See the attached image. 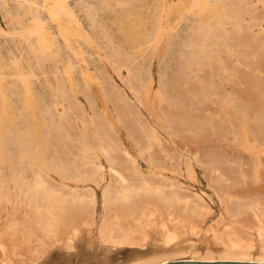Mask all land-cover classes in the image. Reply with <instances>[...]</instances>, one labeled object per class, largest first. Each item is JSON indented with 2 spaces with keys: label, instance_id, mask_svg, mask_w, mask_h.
I'll list each match as a JSON object with an SVG mask.
<instances>
[{
  "label": "bare ground",
  "instance_id": "6f19581e",
  "mask_svg": "<svg viewBox=\"0 0 264 264\" xmlns=\"http://www.w3.org/2000/svg\"><path fill=\"white\" fill-rule=\"evenodd\" d=\"M25 1L26 3L16 1L14 4L16 5L17 2L18 4L15 6L14 4H10L8 0H0V8H7L6 17L10 14L12 18L24 16L26 17V21L30 24H22L19 20L11 21L13 29H20L21 31L19 32L20 37L22 38L21 44L18 43V40H20L19 37H12V41L14 45H16V48L21 46V50L20 53L17 51L19 54L15 52L17 55L16 60L12 63H6L2 60L0 54V68L12 65L14 69L20 70L22 72L20 83H22L24 87L29 88V95L31 97H33L34 94L39 96L38 91L37 93H33V91L30 90L32 83L31 75L33 71L41 69L43 73H46V69L50 68L51 72H56V70L52 69L58 68L57 64H52L54 62L53 59L57 63L60 60L58 56V51L60 53V44H58L54 34L65 36V44L72 52L67 58L68 61L65 63V70L72 72L76 67L74 61H72L73 57H84L86 49L83 45L84 43L91 44L92 40L95 41L94 37H96V41L98 38L103 40L104 43L111 45L104 46L100 43V48L108 51H111L112 49V51H114L113 57H121V51H125L124 49H127L132 53L134 52V54L139 53L142 49L141 41L145 36H148L149 34L151 35V33H158L160 30L159 22L157 26L153 25L150 27V20H160L162 18V12L164 11L163 0H74L73 2L71 0ZM189 1L188 11L195 10L202 4L201 0ZM236 1L238 2L239 0L228 1L229 5H231L232 2V5L235 6L231 7L227 4V0V3H225V0H213V3L215 2L214 6L221 5H219L217 10L211 15L208 14V12L201 11L200 14L202 15L198 17V21L196 19L197 22L195 21L196 23L194 22L195 25L193 23L192 27L198 32H204L202 30L205 25L211 29V33L215 31L212 29H218L219 31L224 30L225 24H222V21L227 14L229 15V12L222 4L229 6V10L230 7L233 8L234 10L231 12L234 13V11L236 12V10H238L235 9L236 6L240 4L238 6L240 7L242 5L241 0L235 5ZM245 1L247 0H242L243 3ZM46 2H49L48 5H50L51 2V6L47 7L48 13L54 18H56V15L60 16V18H56L59 20L57 25H49L47 28L42 26L43 24H46L47 18L45 19V15L38 8L40 5L45 6ZM246 5L248 6L249 4L246 2ZM117 6H122V8L114 13ZM168 6L171 7V5ZM251 6L247 8H251ZM146 7L150 10L149 12H146V9L144 10L145 12L142 10ZM244 7L245 6L242 5L243 9ZM103 10L106 14L109 12V14L112 15V21H109L111 17L108 19L107 17H104L103 19L98 17V14H101V11ZM239 10L242 12L241 7ZM252 11L254 12L253 6ZM79 13H82V15L80 14L81 18H86L89 22L90 28H87L83 24L87 31H84L85 29L79 22H83V20H80L79 18ZM173 13H176V11L169 9L171 20L174 17ZM187 14L196 16V14H193L192 12ZM235 14L236 13H234V16ZM237 16H239V14H236L235 17ZM178 17H184V19L187 18L188 20L190 19V16H187L185 12H180ZM229 17L227 18L229 19ZM213 19H215V21ZM212 21H214V25L211 23ZM225 21L226 20L223 22L225 23ZM236 23H234L236 27H242L240 21H238L239 26H237ZM112 24L118 26L116 30L119 31L118 35H120L119 37L121 40L124 43L127 42L125 45L126 47H121L115 44V40L113 39V29L111 28L113 27L111 26ZM187 24L189 25V23ZM17 25H21V27L18 28ZM54 27L55 30L53 31ZM73 30L76 33L75 35L80 37L79 42H76L75 39L65 35ZM200 34L202 33H198V35ZM251 35H248L251 37L250 40L248 36H246L248 37L247 39L245 37L241 38H245L246 41L249 40V45L247 44L246 46H251L253 50L256 48V42H254V44L252 41H255L253 39L258 36L252 33ZM195 36L200 37L197 35ZM203 37L200 40L204 41L203 39L205 38ZM228 38L231 40L233 39L231 38V35H229ZM236 38L239 39L240 37ZM235 41L236 40H234V42ZM256 41L258 44V40ZM237 43L241 44L242 41L241 43L240 41ZM193 44V40H191V49ZM226 45L229 46V44L225 43V46ZM229 49L231 51V48ZM205 52L206 51L204 50V53ZM22 54H25V59H18V56ZM190 56L191 57H189L188 54L184 55V64L182 67L185 65H191L190 58H192V55ZM64 60L66 59L62 58L61 61ZM255 60L253 59L252 63H255ZM124 61H127V59H124ZM124 61L121 57L119 58V61H116L118 64L114 65H124L126 63H124ZM259 61L261 60L259 59ZM46 62L51 64L48 65ZM113 63L115 62L113 61ZM252 63L250 62L251 65H253ZM190 68L191 66L187 71H189ZM184 71H186V69ZM139 73L138 75L141 78ZM183 73L188 75L187 72ZM233 76L236 78V73H234ZM139 77L137 78L140 79ZM197 77L198 78L195 81L193 80V83L195 82L196 87H198L197 89H199V86L204 90L206 89V94L202 93L203 96L201 98H203V100L209 98L208 96L211 95V90L209 89V82L207 83L206 80L207 77ZM181 79H183V76L179 73L177 76L167 77L163 80V85L167 86L170 84L174 90L176 88L180 89L184 86L185 90L188 85L182 86L183 80ZM56 81L59 85L64 84L61 77H58ZM251 82L255 83L251 84ZM249 83L254 86V84L258 85L259 81L252 79ZM250 84L238 86L236 93H233L234 96L232 93L230 95L234 100H232L230 96L229 98L231 101H234V103L237 99L241 100L242 98L249 102L254 100V102H250L253 103V105L251 104L252 107L249 105L250 108L253 111L257 109L258 112L259 109H261L262 113H264V92L261 90L260 86L254 90V87ZM141 87V85L137 88L135 87L134 91L136 94H141ZM190 89L193 90L194 88ZM259 89L260 92H258ZM9 91V88L5 89L4 78L0 74V264H41L46 259L53 260L56 257L75 250H80L85 256L90 257H103L115 254L117 261L110 264H166L178 261L180 258H184V255L187 254L195 255L194 259H183L184 261H237L264 263V202L252 198H250L251 202H243L244 200L237 199L239 193L242 191V193H247L249 191V189H245L250 183L248 180L249 175L246 171L241 170V167L235 166H227V168H223L221 164L217 166L218 163H214L215 166L212 165V167L214 166L213 168L210 166L212 169L208 172H211L213 175L211 176L213 178V183H216V187L222 192H226L223 201L226 203L231 215L238 219H234V221L229 223L220 222L217 226H212V228L208 230V232L212 233V240L206 245L200 244L199 246H196L193 241H196L195 236L201 232L202 220L207 213V209L204 203L201 202V199L198 200L183 195L181 192L173 188V183H171L172 189L166 190L163 188L162 184L137 177L140 174L139 172L137 174V171L128 176L124 174L122 170L119 171L115 169L118 164H121L120 147L98 122H95V133L93 137L99 142V148L110 161L117 178L115 183L110 187H107L104 192L106 214L100 230L99 244L91 241L85 242V236L81 235V223L85 222L86 224H90L93 222L92 211L94 205V192L91 189L88 193H84L83 190L82 192L78 190V188H74L75 190L73 188L67 190V186L58 187L59 185L53 184L55 182H51L53 180L50 179L48 170H54L66 179L79 180V178H82L96 180L99 177L97 164L95 162L89 163L90 161L86 158L87 151L84 149L76 150L77 146L79 148V143L86 145L85 141L80 134L79 138H77L71 133L73 125L68 114L62 115L59 120H54L56 118L55 115L53 118V114H51L52 112L48 104L49 102L46 104L44 103L43 106L45 105L50 118H53H51V121L57 122H51L49 125V118V121L41 126L40 123L34 124L28 119V121L24 122L25 125L27 122L28 126L26 125L23 132L21 131L22 133L17 137L14 133L13 126L17 124L18 118L15 117V105L12 103L10 95H8ZM54 91L55 93L53 92V95L57 99H62L67 94L61 86H58ZM185 93H187L186 95H188V93L189 95L191 94L192 97L195 95L193 91H187ZM185 93L182 92L181 95H185ZM121 95L122 93L115 96V107L118 111L119 117L127 124L142 150L152 154L154 148L152 147L154 145L152 142L154 141V137L151 136L149 126L141 119L142 117L138 110L135 111V107L131 106V103L128 104L125 102L127 100L123 101ZM205 95L207 96L205 97ZM188 96L186 97L187 100ZM218 97L222 96L218 95ZM200 100L202 101V99ZM246 101L244 102L247 103L248 101ZM186 105L190 106L192 104L188 103ZM131 107L134 108L132 109ZM192 107L190 106L191 113L195 111V108H199L194 107L193 109ZM178 108L176 110H178ZM246 109L247 111L249 109L247 105L245 106V111ZM251 109H249L251 115L246 111L243 116L245 118V114H249L247 116L248 118L246 117L249 123H243L241 119H237L240 114L236 117L237 121L239 120V125L241 122L243 123L240 127V134L239 131L237 132L236 130V132L239 136L238 138H245H242V144L244 147L241 145V139L237 140L240 142L239 144L245 150L254 152V149H257V145H253L248 141L249 134H251L252 129L255 141L264 142V123L262 122L264 121V117L262 116L264 114L259 112L261 115L258 114L257 116L256 112H252ZM184 110V112H188L189 109L185 107ZM169 111L170 113H166V116L171 122V127L176 128L183 124L187 125V129L189 128L188 130L191 132L193 131V133L189 132L192 135V138L196 141V144L201 147L202 145L200 143L202 140L199 136L206 135L210 132L208 131L209 127L206 124L205 119L199 118L198 115L197 117L199 119H196L193 114L189 116L188 114L190 112L185 116V113H181L183 112L182 109L181 111L180 109L175 111V113H172L173 109H170ZM239 111L243 112L244 110ZM166 112H168V110ZM252 113L256 114V117L252 115ZM22 114H25V111H23ZM249 116L252 117L251 120ZM260 116L263 117V119ZM254 117L256 119H253ZM48 129L53 133L58 131L56 133L58 150L56 151L61 157H58L56 163H52V161L48 162V160L46 161V158L48 159V156L46 157L48 152L46 151L47 147L45 146L46 135L47 132H49ZM41 132H44L42 145L35 143L34 140L35 137H39ZM215 133L213 135H215ZM219 133L217 132V137L221 136ZM208 135L211 134L209 133ZM219 140L215 142H218ZM14 141L21 145V152L19 150V152H17L16 150L14 151L11 149V145L14 143L16 144ZM216 148L218 151H222L221 147L220 150L219 147ZM89 150H91V148ZM221 151L218 152V156L220 153L225 152ZM213 153L216 155V152ZM213 153H209L208 155L213 156ZM219 157L222 158V155ZM215 158L216 160L213 159L214 161L220 159H217V156H215ZM154 161L156 162V160ZM211 163H213V161ZM122 168L124 169L123 166ZM240 178H245L244 183L243 181L239 182L241 180ZM261 179V169L260 167H257L254 171V182L259 183ZM225 184L228 186L227 188H224L226 187L224 186ZM236 200L239 203H237ZM230 207L232 210H230ZM246 229L254 231L255 233H251ZM255 235L257 238H254Z\"/></svg>",
  "mask_w": 264,
  "mask_h": 264
},
{
  "label": "rangeland",
  "instance_id": "374dc122",
  "mask_svg": "<svg viewBox=\"0 0 264 264\" xmlns=\"http://www.w3.org/2000/svg\"><path fill=\"white\" fill-rule=\"evenodd\" d=\"M8 1L10 4H14L16 1L26 3L25 0ZM71 1L73 2L74 0ZM228 1L230 2V0H227V2ZM201 2L202 4L198 8L188 11V5L190 3L189 0H163L164 11L162 12V18L160 20L157 19L158 21H153L151 19L149 22L150 27L153 25L157 26L159 22V32L151 33V35L149 34L148 36H145V38L141 41L142 49L139 53L134 54V52L132 53L127 49H124L125 51H121L122 60L124 61V59H127V61H124V63L126 62L125 64L127 65H114L118 64L116 61H119V58L121 57H113L114 51H112V49L111 51L101 49L100 43H102L104 46L111 45L104 43L103 40L98 38L96 41V37H94L95 41L92 40L91 44L84 43L83 46L86 49L84 57H73L72 55V61H74L76 66L74 70L72 72L65 70V63L68 61L67 58L72 52L65 44V36L54 34L58 44H60L59 50L61 53L60 54L58 51V56L60 59L58 62L59 64L53 59L54 62L52 64L58 65V68L52 69L56 70V72H51L50 68L46 69V73H43L41 69H36L31 75L32 83L30 90H32L33 93H37L38 91L39 96L34 94L33 97H31L29 95V88L24 87L22 83H20V76L22 74L20 70L14 69L12 65L0 68V74L4 78V87L5 89H10L8 95H10L11 101L15 105V117H17L18 120L17 124L13 127L14 133L17 137L23 132V129L26 127V125L28 126L27 122L26 125L24 123L25 121H28V119H30V121L34 124L40 123L41 126L49 120V125L51 122H54L51 121L52 117L50 118L45 105L43 106L44 103L46 104L49 102L48 104L52 112L51 114H53V118L54 115L56 118L54 120H59L62 115L68 114L73 125L71 133L77 138H79L80 134L85 141L86 145L79 143V148L77 146L76 150L84 149L87 151L86 158L88 161H90L89 163L95 162L97 164L99 177L96 180L82 178H79V180L66 179L60 176L56 171L48 170L50 179L53 180L50 181L55 182L53 184L59 185L58 187L67 186V190L71 188H78L80 191L83 190L84 193H88V191L91 189L94 192V205L92 211L93 222L90 224H86L85 222L81 223V235L85 236V242L91 241L99 244L100 230L106 214L104 192L107 187H110L115 183L117 178L110 161L100 150L99 142L93 137L95 133V122H98L112 136V138L120 147L121 164H118L115 169L119 171L122 170V172L128 176L137 171V174L138 172L140 173L137 177L141 179L145 178L158 184H162L163 188L166 190H171V183H173V188L181 192L183 195L196 198L198 200L201 199V202L204 203L207 209V213L205 214V218L202 220V230L199 232V234H197V236H195L196 241H193L196 246H199L200 244L206 245L212 240V233L208 232L212 226H217L220 222L229 223L234 221V219H238L237 217L235 218L231 215L226 203L223 201V197L226 195V192H222L216 187L217 184L213 183L212 181L213 178L211 176L213 175L211 172H208L215 166V164L218 163L217 166L221 164L223 168H227V166L241 167V170H244L248 173V180L250 183L245 189H249V191L247 193H242V191L239 193L237 199L244 200L243 202H251L250 198H252L257 201L264 202V142H256L254 139L255 136L253 135V131L251 129L252 135L249 134L248 141L253 145H257V149H254V152H249L243 148L244 146L242 144V138L244 137L238 138L239 136L237 135L238 131L240 134L241 125L244 122L249 123L246 117L249 114L251 115V113H249V109H251L250 106L251 104L253 105V103L250 102H254V100L250 102L247 100V102L242 98V102V99L240 98L241 100L237 99L235 103L234 101L230 100V98L234 100L230 95L231 93H236L238 86L243 84L249 85V82L252 81V79L259 81L258 85L254 84V86L251 84L255 82H251L250 85L254 87V90L260 86L261 90L264 92V1L247 0L243 3L241 0V4L245 7L243 9L242 5L240 6L242 10L241 12L239 10L240 7H238L240 4L236 6L235 9L238 10H236V12L234 11V13L239 14L237 18L235 17L236 14L234 16V13L231 12L234 10L231 7L235 6L232 5V2L231 5H229V2L227 3L225 0V3L231 6L229 10V6L222 4L229 12V15L227 14L228 12L226 13L227 16L225 18L229 16L231 17H229V19H225L223 17L224 20H226L225 23L223 22L224 20L222 21V24H225L224 30L219 31L218 29H212L215 30L212 33L210 31L211 29H209L207 25H205L204 29L202 30L205 33L196 31V29H194L192 26L196 19L198 21V17L202 15L200 14L201 11L208 12V14L211 15L221 4L218 3V6L216 4V6H214L215 2L213 3V0H201ZM238 2L236 1L235 5ZM246 2L250 6H253L254 12L252 11V6L251 8H247L250 6H247ZM48 3L49 2H46L45 6H38L39 10L45 15V19L47 18L46 24L42 25L46 28L49 25H57L59 20L56 18H60L58 15H56V18H54L50 13H48L47 7L51 6V2L50 5H48ZM168 5H171V7ZM120 8H122V6H117L114 10V13ZM169 9L176 11V13H173L174 17L172 20L171 14H169ZM6 10L7 8H0V54L2 60H4L6 63H12L16 60L17 55L15 52L19 54L21 50V46L16 48V45H14L12 41V37H19V44H21L22 38L19 34V32H21L20 29H13L11 21L19 20L22 24H30L26 21V17L24 16L12 18L10 14L8 17H6ZM142 10H145L146 12L150 11L147 7ZM180 12H185L187 16H190V19H184V17L179 18L178 16L180 15ZM191 12L193 14L195 13L196 16L187 14ZM80 14L82 15V13H79V18L80 20H83V22H79L85 29L84 31H87L85 26L90 28L89 22L86 18H81ZM98 17L101 19L104 17H107V19L111 17L109 21H112V15H110L109 12L106 14L104 10L101 11V14H98ZM213 20L215 21V19ZM237 20L241 22V28L236 27L234 24L237 22L236 24L239 26ZM187 23H189V25ZM17 26L18 28L21 27V25ZM111 26H113L111 28L113 29V39L115 40V44L121 47H126L125 45L127 42L124 43L121 40L119 37L120 35H118L119 31L116 30L118 26L114 24ZM54 30L55 27L53 28V31ZM198 33L202 34L198 35ZM251 33L258 36L254 39L252 38L255 41L251 40L252 43L256 42V48H254L252 45L255 50H252L251 46H246L247 44L249 45V40L252 37ZM75 34L76 33L73 30L65 35L75 39L76 42H79L80 37L76 36ZM194 34L200 37H196ZM229 35H231V38L233 39L236 37L240 38L234 39L236 40L234 42L233 39L231 40L228 38ZM248 35H251V37ZM246 36L249 37L248 41H246L248 38ZM202 37L205 38L203 39L204 41L200 40ZM241 37H245L246 39L243 38V40ZM191 40H193L194 43L192 49L190 47ZM238 40L240 43L242 41V43H237L239 42ZM256 40H258V44ZM225 43L229 44V46H225ZM227 48H231V51ZM204 50L206 51L205 53ZM186 54H188L189 57L192 55V58H190L191 65H185L184 67L186 68H184L182 65L184 64V55ZM18 57V59H25L26 56L25 54H22ZM62 58H65L66 60L61 61ZM253 59H256L254 61L256 64L252 63ZM259 59L261 61H259ZM112 60L115 63H113ZM249 60L253 65L250 64ZM47 64L50 65L51 63L48 62ZM188 66H191L189 71H187L189 68ZM183 68L184 70L186 69V71H184ZM183 72H187L188 75ZM138 73L141 75V78L139 77ZM179 73L183 76V79H181L183 80L182 86L188 85L189 87L188 88L186 86V91L184 90V86L180 89L176 88L174 90L170 84L167 86L163 85V80L170 76H177ZM234 73L237 75L236 78L233 76ZM197 76L202 78L207 77L206 80L207 83L209 82V89L211 90V95L208 96L209 98L207 99L205 98L203 100V98H201L203 96L202 93L206 94V89L204 90L200 86L199 89H197L198 87H196V83H193V80L195 81L198 78ZM58 77L62 78V82H64V84H57L56 80ZM137 77H139L141 80ZM140 85L142 86L140 88L141 94L139 92L141 96L136 94L134 91L135 87L137 88ZM58 86H61L67 93L62 99H57L53 95L55 93L54 90L57 89ZM190 88H194L196 90H192ZM187 91H193V93H195V95L193 94L194 97H192L191 94L189 95V93L188 95L191 98L186 95L187 93L185 92ZM182 92H184L186 96L184 94L181 95ZM258 92H260V89ZM121 93L123 101L127 100L125 102L128 104L131 103V106L135 107L131 108H134L135 111L138 110L142 117L141 119L144 120L149 126L151 130V136L154 137V141L152 142L154 144L152 146L154 147L152 154L142 150L127 124L119 117L118 111L115 107V96L118 94L120 95ZM207 95H205V97ZM218 95L222 97H218ZM187 96L188 100L191 99L190 101L187 100ZM199 98L202 99V101ZM188 103L193 105V107L190 105L193 109L194 107L199 108H195V111L191 113L192 111L190 112V106L186 105ZM177 105L178 107L183 106L184 109L187 107L189 109L188 112L190 113L188 114L187 111L184 112L185 110L183 107L178 108ZM246 105L249 107L248 111L246 109L249 114L246 113L247 115L245 114L246 117L244 118L243 116L244 112H246ZM177 108L178 110L180 109V111L181 109L182 111L184 110L181 113H185V116H187L186 114L189 116L193 114L196 119H205V122L209 127L208 131H210L206 135L209 133L211 135L199 136V138L202 140V142L200 141V144L202 145L201 147L196 144V141L192 138L190 133H193V131L191 132L188 130L189 128L187 129V125H181L182 127L185 125V129L181 126H178L179 129L178 127H171V122L167 118L166 113H170V109H173L172 113H175V111H178L176 110ZM167 110L168 112H166ZM239 110L244 111L240 112ZM256 110H252V112H256L257 116L258 114L261 115V109H259V112L261 113ZM21 111L22 113L25 111V114H22ZM256 114L252 113V115L255 117ZM238 115L239 117H237ZM262 116L264 117V115ZM236 117L237 119H241L243 123L241 122L239 125V120L237 121ZM255 117L253 119H256ZM263 117L261 118L263 119ZM251 118L252 117H250V120ZM262 122L264 123V121ZM57 132L53 133L49 131L46 135L45 147H47L46 151L48 152L46 155V157L48 156V159L46 158V161H52V163H56L58 157H61V155H59L56 151L58 150V144L56 142ZM217 132L219 135H221L220 137L216 136ZM214 133L215 135H213ZM43 134L44 132H41L39 137L34 138L35 143L41 145L43 144ZM239 139H241L240 142L243 147L239 144L240 142L237 141ZM217 140L219 141L215 142ZM216 147H219V150L221 147L222 151H225L223 153L220 150L223 153H220L222 158L219 157L220 155H217L220 151H218ZM90 148L91 150H89ZM11 149L14 151L16 150L17 152H21L22 150L21 145L18 144V142H16V144H12ZM208 152L210 154L216 152V155L213 153V156H210L208 155ZM215 156H217V159H220H218V161H214L213 159L216 160ZM154 160H156V162ZM212 161L213 163H211ZM212 165L214 166L212 167ZM257 167H260L262 173V179L259 181V183L254 182V171ZM240 179L241 180L239 182L243 181L244 183L245 178ZM224 186H226V184ZM227 187L228 186L224 188ZM236 202L239 203L237 200ZM236 202L235 204L237 205ZM230 210H232L231 207ZM248 231L255 233L254 231ZM254 238H257L256 235ZM194 256L195 255L193 254H187L184 255V258H180L181 260L179 259L178 261H184L183 259H194Z\"/></svg>",
  "mask_w": 264,
  "mask_h": 264
},
{
  "label": "water",
  "instance_id": "95a60500",
  "mask_svg": "<svg viewBox=\"0 0 264 264\" xmlns=\"http://www.w3.org/2000/svg\"><path fill=\"white\" fill-rule=\"evenodd\" d=\"M117 261L116 255L103 257L85 256L80 250L71 251L65 255L56 257L53 260H44L41 264H110ZM166 264H264V263H249V262H234V261H178Z\"/></svg>",
  "mask_w": 264,
  "mask_h": 264
}]
</instances>
